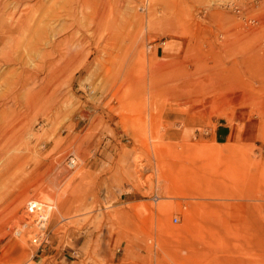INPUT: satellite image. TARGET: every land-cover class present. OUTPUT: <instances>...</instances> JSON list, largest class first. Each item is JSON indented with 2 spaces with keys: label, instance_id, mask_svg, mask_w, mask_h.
Masks as SVG:
<instances>
[{
  "label": "rangeland",
  "instance_id": "374dc122",
  "mask_svg": "<svg viewBox=\"0 0 264 264\" xmlns=\"http://www.w3.org/2000/svg\"><path fill=\"white\" fill-rule=\"evenodd\" d=\"M223 1L0 0V264H264V138L214 134L264 122V0Z\"/></svg>",
  "mask_w": 264,
  "mask_h": 264
},
{
  "label": "crops",
  "instance_id": "0c3cea01",
  "mask_svg": "<svg viewBox=\"0 0 264 264\" xmlns=\"http://www.w3.org/2000/svg\"><path fill=\"white\" fill-rule=\"evenodd\" d=\"M215 138L221 142L257 143L264 138V122L262 117L251 116L244 108L235 109L231 119L219 123ZM48 259L43 264H78L70 256L61 253L46 255Z\"/></svg>",
  "mask_w": 264,
  "mask_h": 264
},
{
  "label": "built area",
  "instance_id": "2783aa9c",
  "mask_svg": "<svg viewBox=\"0 0 264 264\" xmlns=\"http://www.w3.org/2000/svg\"><path fill=\"white\" fill-rule=\"evenodd\" d=\"M72 164V161H70ZM74 165V163H73ZM27 216H24V220L19 223V226L14 229L16 236L21 235L24 229H30L29 234L31 235L30 242L32 245L37 246V249L41 250L42 247L47 243L49 230L47 229L48 218L45 216L41 208L30 203L27 208ZM178 218L173 217V221L177 222Z\"/></svg>",
  "mask_w": 264,
  "mask_h": 264
},
{
  "label": "bare ground",
  "instance_id": "6f19581e",
  "mask_svg": "<svg viewBox=\"0 0 264 264\" xmlns=\"http://www.w3.org/2000/svg\"><path fill=\"white\" fill-rule=\"evenodd\" d=\"M12 1H14V0H12ZM256 1V0H255ZM3 3V2H2ZM1 3V4H2ZM19 3V2H18ZM223 3H226V4H228L229 6H227V7H230L231 8V13L232 14H234V18H235V20L237 21L238 19H239V17H237V16H242V15H244L245 17H247V19L248 18H252V16H250V15H247V14H244L242 11H241V9H240V7H239V5L238 4H236V0H225V1H223ZM13 4V3H12ZM26 5V4H25ZM258 5V4H257ZM2 6V5H1ZM19 6H21L20 4H19ZM226 6V5H225ZM254 6H255V4H254ZM15 8H16V6H15ZM14 9V8H13ZM20 9V8H19ZM10 13V12H9ZM8 14V13H7ZM254 18V17H253ZM246 19V18H245ZM5 20H6V18H5ZM240 20H242V17L240 18ZM9 21L11 22V26H8L6 29H4L2 32H1V34H0V36L1 35H3V36H7V34H11L12 32H14L15 30H19L20 29V26H21V24H22V21H23V19H22V13H20V11L19 12H17V11H15V10H13V11H11V14L9 15ZM3 22V21H2ZM240 25L241 26H246V27H252V26H254L255 24H251V21L249 22L248 20H245L244 22H240ZM2 36V37H3ZM9 37V36H8ZM7 40V39H6ZM9 41V40H8ZM8 43H10V41L8 42ZM5 45H7V46H9L8 44H5ZM15 47V46H14ZM152 47V46H151ZM9 48H10V46H9ZM5 49V48H4ZM8 49V48H7ZM152 49V48H151ZM2 51V50H1ZM0 51V52H1ZM147 51V50H146ZM8 53H10V52H8ZM1 54H2V52H1ZM3 54H4V56H5V51L3 52ZM2 54V55H3ZM7 54V53H6ZM9 55V54H8ZM10 56V55H9ZM9 56L7 57L6 56V58H3V59H7V58H9ZM0 58H1V56H0ZM2 60V59H1ZM7 61V60H6ZM33 65V64H32ZM28 75V74H27ZM33 77V74H29V78H32ZM19 80V79H18ZM34 80H35V77H34ZM246 87L247 88H250V83L249 82H247L246 83ZM31 99V98H30ZM31 106V105H30ZM29 106V107H30ZM29 109V108H28ZM11 116H12V114H11ZM17 116V115H16ZM16 116H15V120L17 119L16 118ZM13 117H14V115H13ZM17 117H19V116H17ZM73 160V159H72ZM72 163H73V161H72ZM75 164V163H74ZM48 216V215H47ZM26 217V216H25Z\"/></svg>",
  "mask_w": 264,
  "mask_h": 264
}]
</instances>
